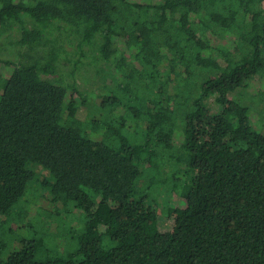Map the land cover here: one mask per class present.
Returning a JSON list of instances; mask_svg holds the SVG:
<instances>
[{
  "label": "trees",
  "instance_id": "16d2710c",
  "mask_svg": "<svg viewBox=\"0 0 264 264\" xmlns=\"http://www.w3.org/2000/svg\"><path fill=\"white\" fill-rule=\"evenodd\" d=\"M14 29L0 264H264V124L230 98L264 85V0H0V42ZM86 46L104 74L94 103L77 82Z\"/></svg>",
  "mask_w": 264,
  "mask_h": 264
},
{
  "label": "rangeland",
  "instance_id": "374dc122",
  "mask_svg": "<svg viewBox=\"0 0 264 264\" xmlns=\"http://www.w3.org/2000/svg\"><path fill=\"white\" fill-rule=\"evenodd\" d=\"M19 36H20V31L17 29H14L12 31L7 30V32H5L2 35V38H3V39L1 38L2 41H13V42L10 43L11 45H9L8 48H4L2 45L3 42L2 41L0 42V49H1L0 57L6 58V59L20 58L17 52L18 51L24 52L25 48L21 49L20 47H18L16 41L19 40L20 38ZM77 43H78L77 38H75L72 43H68L66 47L67 53H64L63 56L67 58L77 57V53H76L78 50ZM85 50L87 51V54L89 55V57L82 58L83 65L82 66L80 65V71H78V75H77V82L80 88L84 92L89 94L91 101L94 103L96 101L97 94H100L101 92L105 91V88L103 87L104 86L103 85L104 74L97 73V69H93L91 66L88 65V63L91 62L90 56L94 55V51H92L91 47H88V46H86ZM101 65L105 69L107 70L109 69V67L105 65L104 63H102ZM73 67H74V64H69L68 62H66V64L63 65V69L65 71L72 70ZM87 69H89L90 71L88 72ZM248 86H249L248 88L240 89L235 94L230 95V98L241 99L244 103L252 105L253 106L252 116H253L254 122L256 124L260 123L261 125H263L264 124V85L263 87H261L262 90L258 92L257 94H256L257 86L254 87V86H251L250 84ZM208 106L214 112L219 110L218 104L216 103V96H213L208 100ZM41 179L43 178H40L39 181H41ZM147 179H148V176H145V178H143L140 181L139 187H141ZM40 187L41 186L37 185L33 187L34 189L31 188V192L29 193L28 198L23 202L24 207L27 212L33 210L32 205H35L37 203L41 195L47 194L45 193L46 191L43 190L42 187L41 188ZM168 194L169 193H167L166 191L160 190L159 193H155L156 201H153V198L151 197L150 199H148L147 205L153 209H156L159 213H161L160 211H162L165 208V203L167 202ZM46 215H47L46 212H43L42 217H40L39 220L42 221V223H44L47 227L54 229L53 221L55 219L52 220L49 218V216H46ZM77 227L79 228L80 225H77ZM75 245H76L75 242L70 240L67 245L66 243L62 244L61 249L63 252H67L69 249L74 248Z\"/></svg>",
  "mask_w": 264,
  "mask_h": 264
}]
</instances>
